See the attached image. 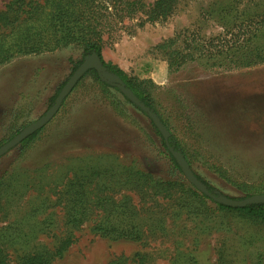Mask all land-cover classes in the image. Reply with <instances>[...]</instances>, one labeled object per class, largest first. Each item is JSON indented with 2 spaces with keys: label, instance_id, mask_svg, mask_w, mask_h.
Instances as JSON below:
<instances>
[{
  "label": "rangeland",
  "instance_id": "374dc122",
  "mask_svg": "<svg viewBox=\"0 0 264 264\" xmlns=\"http://www.w3.org/2000/svg\"><path fill=\"white\" fill-rule=\"evenodd\" d=\"M5 2L0 0V11ZM257 15H264V0H179L164 20L140 25L131 21L103 44L106 61L143 81L144 90L188 154L193 172L221 195L236 199L245 196L244 186L264 181V62L216 66L204 56L169 70L166 58L179 51L190 34L207 45L209 39ZM258 38L256 43L264 41V26ZM79 58V50L62 48L20 56L0 66V146L46 113ZM151 73L163 83L152 81ZM113 93L125 103L126 119L113 111L102 93L85 85L68 94L32 142L18 144L0 157L4 183L0 240L11 264H18L25 251L51 247L56 242L52 235L69 228L63 213L64 198L71 195L64 191L85 164L133 161L155 176H181L160 154L150 118L121 93ZM120 191L107 194L115 200ZM131 193L137 203L138 195ZM251 193H264V188ZM173 197L161 200L157 195L159 204L144 197L147 201L138 212L143 234L137 240L100 236L90 229V222L74 227L72 245L51 264H101L137 252L145 254L146 264H186L191 254L198 264H217L219 248L222 264H251L253 256L264 254V225L252 224L235 212H215L208 199L181 198L178 192ZM42 202L45 205L36 209ZM85 211L97 210L90 206ZM46 216L51 220L47 226L41 223ZM160 217L164 225L158 229L154 226ZM19 230L23 238L17 235Z\"/></svg>",
  "mask_w": 264,
  "mask_h": 264
},
{
  "label": "trees",
  "instance_id": "16d2710c",
  "mask_svg": "<svg viewBox=\"0 0 264 264\" xmlns=\"http://www.w3.org/2000/svg\"><path fill=\"white\" fill-rule=\"evenodd\" d=\"M232 1L240 2L241 0ZM178 3L179 0H6L4 9L0 11V66L20 56L38 55L62 48L77 49L80 52V58L71 69V75L84 57L93 53L96 54L105 72L116 76L149 110L158 116L161 123L169 131L168 142L170 147L179 152L190 165L188 154L175 140L168 122L162 117L153 100L144 90L143 81L129 77L120 67L105 61L102 55L105 38H111L113 33L124 29L129 22L134 20H138V25L143 22L164 20L175 11ZM263 26L264 15H257L255 19L234 24L233 28L227 31V34L209 39L207 45H204L201 37L198 38L195 34H190L188 38H184L182 45L179 46V51L173 50L166 58L168 68L175 70L189 61L192 62L204 56L207 61L213 60L211 64L216 66L226 64L228 67H249L262 63L264 62V41L256 43L255 40L259 39L258 32ZM149 82L151 81L149 80ZM85 85H91L93 89L102 93L106 103L111 106L113 111L119 117L127 118L125 103L113 93V91L121 92L108 79L100 78L95 69L87 70L68 94L84 88ZM60 89L51 98L49 106L53 104ZM122 97L130 102L124 95ZM130 103L134 105L132 102ZM135 107L147 115L146 112L137 106ZM151 124L155 134L159 137V144L162 148L160 154L166 158L170 170L179 173L181 176L168 178L155 176L152 172L139 168L133 161L129 164L117 160L102 165L85 164L77 169L73 179H69L64 191L65 195L66 193L71 195L67 196L66 200L64 198L66 204L63 213V223L70 230L66 228V231L60 235L53 234L56 242L51 247L44 245L32 251H25L19 255L18 264H51L55 258H61L74 241L71 234L72 229L74 227L79 228L86 222H90V229L100 236L109 237L113 240L120 238L140 239L143 233L138 222V212L147 201L145 196H149L153 204H159L155 199L157 195L160 196L161 200L172 199L176 192L181 198L198 197L212 201L197 191L194 186L185 182L180 167L166 147L161 134L152 122ZM39 130L23 139L20 145L25 146L32 142ZM146 137L151 140L149 135ZM196 177L210 192L221 195L208 182L197 175ZM3 185V180L0 178V187ZM263 188L264 181L257 186L255 184L244 186L242 190L246 193L244 196L246 197L256 194L251 193L253 189L255 191ZM121 189H125L122 190L125 192L120 191ZM114 190L120 191V198L115 200L112 195H109L113 194ZM131 192L138 195L139 201L137 203H134ZM212 202L215 212L223 214L235 212L252 224L264 225V202L247 204L242 207ZM137 204H139L138 207ZM44 205L45 202H42L36 209H40ZM90 206H94V209L97 210L94 214L85 211ZM199 208L203 210L202 207ZM34 210L35 208L31 212ZM49 219L50 216H46L41 223L47 226L51 221ZM156 221L154 227L163 228V218H157ZM201 221L203 220L201 219ZM17 235L19 238L25 236L22 235L21 230L18 231ZM217 252H219L217 264H222L223 250L219 248ZM253 257L255 260L251 264H261L264 254L257 253ZM146 263L145 254L137 252L131 257L115 256L101 264ZM185 263L198 264V261L191 254ZM0 264H11L8 252L3 247L1 240Z\"/></svg>",
  "mask_w": 264,
  "mask_h": 264
},
{
  "label": "water",
  "instance_id": "95a60500",
  "mask_svg": "<svg viewBox=\"0 0 264 264\" xmlns=\"http://www.w3.org/2000/svg\"><path fill=\"white\" fill-rule=\"evenodd\" d=\"M89 69H95L100 78L108 79L130 102L140 108L143 112L147 113V116L161 134L166 147L173 155L176 163L179 165L184 178L189 184L194 186L197 191L204 194L212 201L232 207H242L247 204L264 202V193L253 194L244 198L236 199L224 195H216L215 193L210 192L206 186L195 176L189 164L185 161L182 155L170 147L168 142L169 131L167 130L166 126L161 123L158 116L153 111L149 110L129 88L125 87V85L116 76L105 72L99 58L94 53L84 57L83 61L78 65V67L74 70V72L70 75V77L60 89L54 100V103L48 108L43 116L25 126L22 130H20L17 134L0 146V157L8 150L19 144L27 136L40 129L49 120V118L55 114L61 102L72 90L78 79L81 78V76Z\"/></svg>",
  "mask_w": 264,
  "mask_h": 264
},
{
  "label": "crops",
  "instance_id": "0c3cea01",
  "mask_svg": "<svg viewBox=\"0 0 264 264\" xmlns=\"http://www.w3.org/2000/svg\"><path fill=\"white\" fill-rule=\"evenodd\" d=\"M103 51H104V46L102 47V55H103ZM103 58H104V56H103ZM105 60V59H104ZM106 61V60H105ZM157 75V74H156ZM158 76V75H157ZM148 77L152 80V81H154V82H156V83H158V84H162L163 83V81L162 80H159L158 78H155V74L154 73H151L150 75H148Z\"/></svg>",
  "mask_w": 264,
  "mask_h": 264
},
{
  "label": "flooded vegetation",
  "instance_id": "af4514ba",
  "mask_svg": "<svg viewBox=\"0 0 264 264\" xmlns=\"http://www.w3.org/2000/svg\"><path fill=\"white\" fill-rule=\"evenodd\" d=\"M73 72H74V71H73ZM69 77H70V76H69ZM66 81H67V80H66ZM61 88H62V87H61ZM55 98H56V97H55ZM54 100H55V99H54ZM53 103H54V102H53ZM49 107H50V106H49ZM49 107H48V108H49ZM56 112H57V111H56ZM56 112H55V113H56ZM38 119H39V118H38ZM35 121H36V120H35ZM33 122H34V121H33ZM31 123H32V122H31ZM29 124H30V123H29ZM26 126H27V125H26ZM24 127H25V126H24ZM24 127H23V128H24ZM42 127H43V126H42ZM42 127H41V128H42ZM23 128H22V129H23ZM41 128H40V129H41ZM22 129H21V130H22ZM38 130H39V129H38ZM17 133H18V132H17ZM17 133H16V134H17ZM11 138H12V137H11ZM3 144H4V143H3ZM19 144H20V143H19ZM17 145H18V144H17ZM8 151H9V150H8ZM8 151H7V152H8ZM189 166H190V165H189ZM190 168H191V167H190ZM192 171H193V170H192ZM193 173H194V172H193ZM194 174H195V173H194ZM195 176H196V174H195Z\"/></svg>",
  "mask_w": 264,
  "mask_h": 264
}]
</instances>
